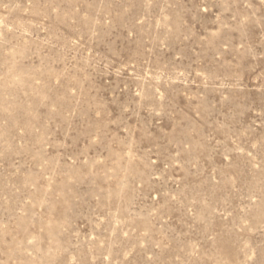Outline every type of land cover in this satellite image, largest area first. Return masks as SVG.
<instances>
[{
  "label": "rangeland",
  "instance_id": "374dc122",
  "mask_svg": "<svg viewBox=\"0 0 264 264\" xmlns=\"http://www.w3.org/2000/svg\"><path fill=\"white\" fill-rule=\"evenodd\" d=\"M0 264H264V0H0Z\"/></svg>",
  "mask_w": 264,
  "mask_h": 264
}]
</instances>
